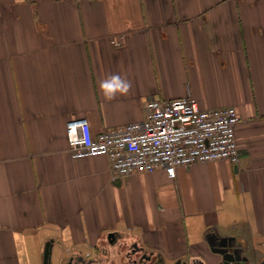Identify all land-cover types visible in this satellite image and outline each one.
I'll return each instance as SVG.
<instances>
[{
	"label": "crops",
	"instance_id": "0c3cea01",
	"mask_svg": "<svg viewBox=\"0 0 264 264\" xmlns=\"http://www.w3.org/2000/svg\"><path fill=\"white\" fill-rule=\"evenodd\" d=\"M113 74L131 87L109 100ZM182 97L237 111V166L112 179L70 155L67 122L97 134ZM207 236L264 264V0H0V264H43L47 241L52 264H215Z\"/></svg>",
	"mask_w": 264,
	"mask_h": 264
},
{
	"label": "built area",
	"instance_id": "2783aa9c",
	"mask_svg": "<svg viewBox=\"0 0 264 264\" xmlns=\"http://www.w3.org/2000/svg\"><path fill=\"white\" fill-rule=\"evenodd\" d=\"M113 46L120 42L113 41ZM143 119L92 134L85 119L67 122L68 150L74 158L104 156L112 179L227 160L237 166L234 137L240 117L232 107L203 110L189 97L144 101Z\"/></svg>",
	"mask_w": 264,
	"mask_h": 264
},
{
	"label": "water",
	"instance_id": "95a60500",
	"mask_svg": "<svg viewBox=\"0 0 264 264\" xmlns=\"http://www.w3.org/2000/svg\"><path fill=\"white\" fill-rule=\"evenodd\" d=\"M113 238V234H109L108 238ZM206 240L210 246V252L216 254L219 257V260L215 264H249V258L242 254V248L236 245L235 241L231 238L223 239L216 236H207ZM134 249L130 250L127 253V256L136 255L140 250L133 244ZM51 241H47L44 246V252L42 257L43 264H52L50 262L51 257ZM146 263L150 262V258L146 257L144 254L141 255ZM132 263L135 264V260H132ZM65 264H91V260L85 261L81 256H78L74 259L68 258L67 263ZM149 264H167L165 259H159L158 262H151ZM172 264H206L204 260L200 259H177Z\"/></svg>",
	"mask_w": 264,
	"mask_h": 264
},
{
	"label": "clouds",
	"instance_id": "9594fccd",
	"mask_svg": "<svg viewBox=\"0 0 264 264\" xmlns=\"http://www.w3.org/2000/svg\"><path fill=\"white\" fill-rule=\"evenodd\" d=\"M130 87V83L118 74H113L100 82V89L109 100L113 99L117 93H127Z\"/></svg>",
	"mask_w": 264,
	"mask_h": 264
},
{
	"label": "flooded vegetation",
	"instance_id": "af4514ba",
	"mask_svg": "<svg viewBox=\"0 0 264 264\" xmlns=\"http://www.w3.org/2000/svg\"><path fill=\"white\" fill-rule=\"evenodd\" d=\"M132 249H134V248H133V247H131V248H130V250H132ZM130 250H129V251H130Z\"/></svg>",
	"mask_w": 264,
	"mask_h": 264
}]
</instances>
